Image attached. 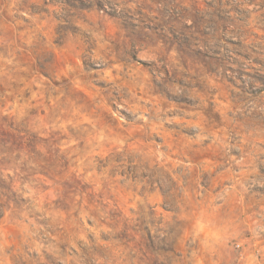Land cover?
<instances>
[{
	"label": "clouds",
	"instance_id": "1",
	"mask_svg": "<svg viewBox=\"0 0 264 264\" xmlns=\"http://www.w3.org/2000/svg\"><path fill=\"white\" fill-rule=\"evenodd\" d=\"M0 264H264V0H0Z\"/></svg>",
	"mask_w": 264,
	"mask_h": 264
}]
</instances>
